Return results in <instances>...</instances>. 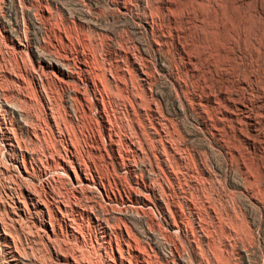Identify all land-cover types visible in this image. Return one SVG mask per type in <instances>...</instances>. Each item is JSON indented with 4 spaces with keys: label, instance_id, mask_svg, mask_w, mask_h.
Segmentation results:
<instances>
[{
    "label": "rangeland",
    "instance_id": "obj_1",
    "mask_svg": "<svg viewBox=\"0 0 264 264\" xmlns=\"http://www.w3.org/2000/svg\"><path fill=\"white\" fill-rule=\"evenodd\" d=\"M66 263L264 264V0H0V264Z\"/></svg>",
    "mask_w": 264,
    "mask_h": 264
},
{
    "label": "bare ground",
    "instance_id": "obj_2",
    "mask_svg": "<svg viewBox=\"0 0 264 264\" xmlns=\"http://www.w3.org/2000/svg\"><path fill=\"white\" fill-rule=\"evenodd\" d=\"M104 108V107H103ZM11 145V144H10ZM63 168V167H62ZM75 194V193H74ZM60 207V206H59ZM149 209V208H148ZM65 214V213H64ZM51 216V215H50ZM79 219V218H78ZM72 226V225H71ZM78 227H79V225H78ZM74 234V233H73ZM191 253V252H190ZM64 254V253H63ZM74 260V259H73ZM77 260V259H76ZM67 264V263H66Z\"/></svg>",
    "mask_w": 264,
    "mask_h": 264
}]
</instances>
